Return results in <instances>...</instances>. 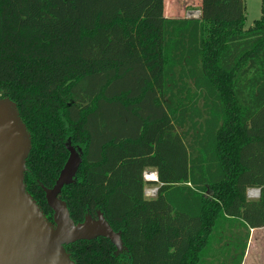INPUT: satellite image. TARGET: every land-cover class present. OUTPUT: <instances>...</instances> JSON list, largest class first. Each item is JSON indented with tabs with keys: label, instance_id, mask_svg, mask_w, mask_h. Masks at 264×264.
<instances>
[{
	"label": "trees",
	"instance_id": "trees-1",
	"mask_svg": "<svg viewBox=\"0 0 264 264\" xmlns=\"http://www.w3.org/2000/svg\"><path fill=\"white\" fill-rule=\"evenodd\" d=\"M0 0V99L31 136L24 185L44 189L81 151L58 198L77 224L100 212L107 239L65 246L75 264H241L264 228V0ZM153 170L157 191L144 196ZM249 189L259 197L249 200Z\"/></svg>",
	"mask_w": 264,
	"mask_h": 264
},
{
	"label": "water",
	"instance_id": "water-1",
	"mask_svg": "<svg viewBox=\"0 0 264 264\" xmlns=\"http://www.w3.org/2000/svg\"><path fill=\"white\" fill-rule=\"evenodd\" d=\"M68 159L54 186L44 189L49 222L26 192L24 174L31 151V136L17 106L0 99V264H75L65 246L104 238L118 250L122 241L104 216L97 212L75 224L66 203L58 198L64 186L73 183L81 164V151L66 145Z\"/></svg>",
	"mask_w": 264,
	"mask_h": 264
},
{
	"label": "rangeland",
	"instance_id": "rangeland-1",
	"mask_svg": "<svg viewBox=\"0 0 264 264\" xmlns=\"http://www.w3.org/2000/svg\"><path fill=\"white\" fill-rule=\"evenodd\" d=\"M198 3L199 0H165V15L173 18L191 17V13H197ZM244 5V29H248L252 27L254 21L260 18V1L244 0ZM150 189L156 190L157 184L156 186L145 185L144 196L147 199L155 196L149 195ZM241 264H264V228L249 231V238Z\"/></svg>",
	"mask_w": 264,
	"mask_h": 264
},
{
	"label": "built area",
	"instance_id": "built-area-1",
	"mask_svg": "<svg viewBox=\"0 0 264 264\" xmlns=\"http://www.w3.org/2000/svg\"><path fill=\"white\" fill-rule=\"evenodd\" d=\"M192 14L193 13H191V17H188V18H198L199 17V13L198 12L196 14H193V15ZM156 191L157 190L150 189L149 195L150 196L155 195ZM146 196H148V195H146ZM246 196H247L248 199L255 200V199H257L259 197V190H257V189H249L247 191Z\"/></svg>",
	"mask_w": 264,
	"mask_h": 264
},
{
	"label": "crops",
	"instance_id": "crops-1",
	"mask_svg": "<svg viewBox=\"0 0 264 264\" xmlns=\"http://www.w3.org/2000/svg\"><path fill=\"white\" fill-rule=\"evenodd\" d=\"M198 12V11H197ZM146 174H154L155 175V178L154 179H147L145 176H146ZM143 180L146 182V185H153V186H156V184H154V183H156V181H157V175H156V173H155V171H153V170H146L145 172H144V174H143ZM157 190V189H156ZM255 230H257V229H255ZM252 231V230H251Z\"/></svg>",
	"mask_w": 264,
	"mask_h": 264
},
{
	"label": "bare ground",
	"instance_id": "bare-ground-1",
	"mask_svg": "<svg viewBox=\"0 0 264 264\" xmlns=\"http://www.w3.org/2000/svg\"><path fill=\"white\" fill-rule=\"evenodd\" d=\"M147 179H154L155 175L154 174H146L145 176Z\"/></svg>",
	"mask_w": 264,
	"mask_h": 264
}]
</instances>
